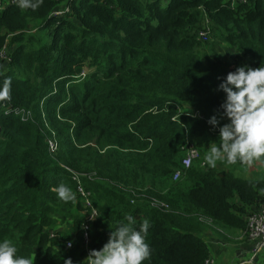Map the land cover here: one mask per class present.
I'll list each match as a JSON object with an SVG mask.
<instances>
[{
	"label": "trees",
	"instance_id": "1",
	"mask_svg": "<svg viewBox=\"0 0 264 264\" xmlns=\"http://www.w3.org/2000/svg\"><path fill=\"white\" fill-rule=\"evenodd\" d=\"M3 1L0 48L10 61L0 100L32 117L0 106V241L33 264H83L131 214L137 228L151 224L144 264H205L202 232L246 230L237 202L259 209L264 175L247 162L212 168L205 157L230 122L220 83L239 66L264 67V0ZM66 5L70 13L52 16ZM203 19L207 42L197 38ZM218 44L233 50L232 61ZM187 143L199 158L174 180ZM60 183L75 201L57 197ZM79 185L98 212L89 220Z\"/></svg>",
	"mask_w": 264,
	"mask_h": 264
},
{
	"label": "clouds",
	"instance_id": "2",
	"mask_svg": "<svg viewBox=\"0 0 264 264\" xmlns=\"http://www.w3.org/2000/svg\"><path fill=\"white\" fill-rule=\"evenodd\" d=\"M19 6L35 8L38 5L32 0H20ZM218 90L225 93L220 107L230 122L219 127L220 142L210 147L206 164L214 168L218 161L235 164L264 158V67L239 66L226 75ZM208 123L216 127L220 121L213 115ZM54 191L63 202L76 200V194L64 183L58 184ZM125 220L127 223L120 222L111 231L102 249L90 251L85 260L87 264H144L150 258L151 249L147 242L150 222L145 219L137 228L131 214ZM17 251L11 241H0V264H33L31 258L18 256ZM65 264L73 262L68 259Z\"/></svg>",
	"mask_w": 264,
	"mask_h": 264
},
{
	"label": "built area",
	"instance_id": "3",
	"mask_svg": "<svg viewBox=\"0 0 264 264\" xmlns=\"http://www.w3.org/2000/svg\"><path fill=\"white\" fill-rule=\"evenodd\" d=\"M230 2V5L233 7L236 3L245 2L246 0H226ZM19 0H6L3 1V6L8 4H16ZM66 13H70L69 6H64L61 8H57L52 12V16L58 17L63 16ZM197 38L200 41L207 42L208 40H212L210 26L208 25V20L203 19L202 28L197 33ZM2 60L10 61V57L7 55L6 47L3 46L0 48V62ZM0 106L5 109V113L13 112L16 115H19L21 119H31L32 114L30 109H25L22 107L12 108L10 104H6L5 101L0 100ZM47 143L49 145L50 151H54L56 149V142L53 139H48ZM199 158V151L197 147H195L191 143H187L184 148V156L181 162V168L176 170L173 174V179L177 180L184 170H187L193 163L194 160ZM79 192L81 203L84 207V211L87 213L86 220L93 218L92 214L98 215L97 210L94 208L92 201L90 199V193L84 190L80 185L77 187ZM144 196V195H141ZM151 203L156 207H166V205L158 201L155 197H150ZM95 216V217H96ZM246 231L250 237V239L254 242L255 248H264V204L257 210L251 212L247 217V226ZM255 254L250 255V257L245 261L244 264H250ZM211 258H208L205 264H211Z\"/></svg>",
	"mask_w": 264,
	"mask_h": 264
},
{
	"label": "crops",
	"instance_id": "4",
	"mask_svg": "<svg viewBox=\"0 0 264 264\" xmlns=\"http://www.w3.org/2000/svg\"><path fill=\"white\" fill-rule=\"evenodd\" d=\"M36 29V27L30 26L28 31H34ZM7 40L8 38L5 41ZM4 67V65H0V74L3 72ZM246 168L249 170L252 169L264 175V166H262L260 162H247ZM237 203L243 207V209L238 211L237 214L241 216L247 226V217L253 210L257 208L255 207L257 205L255 203L251 205H243L240 201ZM246 234L248 235L247 231H244V228H238L236 230L232 229V231L225 233L215 232L212 230L202 232V237H206L209 244V258H211L212 264H244L245 261L250 257V255L246 254L249 246H244L243 244L244 240L247 239L246 237H243V235ZM248 243L250 244V247L253 246L252 254H255L250 264H264V255L262 256L264 253V248H255L254 242L250 239L249 235ZM259 251L261 252L258 254Z\"/></svg>",
	"mask_w": 264,
	"mask_h": 264
},
{
	"label": "rangeland",
	"instance_id": "5",
	"mask_svg": "<svg viewBox=\"0 0 264 264\" xmlns=\"http://www.w3.org/2000/svg\"><path fill=\"white\" fill-rule=\"evenodd\" d=\"M215 41V40H214ZM6 47V46H5ZM6 50H7V55L8 57H10V53H9V49L6 47ZM218 50L223 54L225 55L229 60H233V56H234V52L232 49H230L229 47H227L226 45H223V44H218ZM9 61L8 60H2L0 62V65H6ZM66 224H64L63 222L62 223H59L57 225V227L55 228V230H59V229H66ZM222 232H225L224 229H222ZM54 233V232H53ZM243 237H246L247 239L244 240L243 244L244 246H249V249L246 251V254L247 255H252L253 253V246L250 247V244L248 243V235H243ZM262 251V250H261ZM259 251L258 254L261 252ZM264 255V253L262 254V256ZM87 257L85 258H82L81 260H86ZM212 264V263H211Z\"/></svg>",
	"mask_w": 264,
	"mask_h": 264
}]
</instances>
